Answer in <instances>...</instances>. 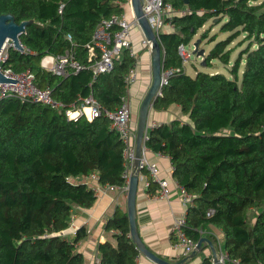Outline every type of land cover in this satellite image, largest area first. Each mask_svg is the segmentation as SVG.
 Wrapping results in <instances>:
<instances>
[{
    "label": "trees",
    "instance_id": "1",
    "mask_svg": "<svg viewBox=\"0 0 264 264\" xmlns=\"http://www.w3.org/2000/svg\"><path fill=\"white\" fill-rule=\"evenodd\" d=\"M118 1L0 0V14L11 13L16 22L31 20L19 35L25 51L10 46L2 67L28 69L38 87L48 86L65 105L92 94L102 109L114 110L127 92L123 77L135 63L127 49L110 72L94 80L89 68L62 77L39 62L45 54L72 48L88 65L86 44L102 18L123 11ZM163 1L183 12L171 18L173 31L163 26L158 33L163 67L179 70L152 108L174 103L186 119L149 128L146 145L170 159L171 177L192 196L184 233L194 242L206 236L213 243L209 232L221 233L230 259L264 264V0ZM211 18H217L215 24L225 19L218 31L227 35L208 50L205 65L213 59L228 64L245 43L232 61L231 77L206 71L191 76L182 68L177 46L190 42ZM210 28L201 32V41L216 39L208 37ZM123 148L104 112L91 120H69L61 108L0 98V264H85L78 242L86 228L78 227L71 238L62 232L74 208H88L96 200L82 177L95 174L99 184L123 183ZM157 188L152 181L146 191ZM104 228L114 231V240L97 243L94 264H139L127 212L117 208ZM199 264H211L210 256Z\"/></svg>",
    "mask_w": 264,
    "mask_h": 264
},
{
    "label": "built area",
    "instance_id": "2",
    "mask_svg": "<svg viewBox=\"0 0 264 264\" xmlns=\"http://www.w3.org/2000/svg\"><path fill=\"white\" fill-rule=\"evenodd\" d=\"M118 3L122 8L125 6L131 7V0H122L118 1ZM141 9L157 37L161 28L165 24L171 23L170 20L175 13H183L182 11L175 10L169 3H165L163 0H142ZM134 26L138 27L134 16L129 19L123 11L120 14H111L109 17L102 18L98 22L93 30L90 41L86 44L87 60L90 62L88 65H84L75 58L74 50L72 48H66L62 53L45 54L42 56L39 62L40 66L43 69L50 71L52 74L62 77L66 76L70 71L77 72L80 69L89 68L92 72V80H94L98 74L110 72L112 70L114 61L119 58L121 50L127 49L130 55L134 58L136 57L131 48L130 39V30ZM66 38L70 40L71 36L67 34ZM141 44L149 50V43L144 37L141 40ZM10 46L13 47L12 41L6 39L0 50V72L5 77L16 79V81L14 83L5 81L0 82V98L11 96L22 102L39 103L53 108H61L65 117L69 120H77L80 117H85L86 119L91 120L104 112L110 119L111 126L119 133V137L124 145L123 170L121 174L123 183L121 185H113L109 183L99 184L95 174L84 176L81 180L87 182L94 189L95 195L96 191L102 188L108 190L119 189L126 194L129 177L133 169V161L135 159L136 135V124L133 125L132 123V110L130 107L128 92H125V94L120 97V104L112 111L102 109L92 94L79 97L75 102L65 105L52 97L51 90L48 86L38 87L34 83L33 74L28 69L16 71L9 66L2 67V64L7 60V50ZM186 46H188V48H186ZM22 47L23 49L21 52H24V46L22 45ZM177 53L180 57L182 68L184 69L185 64L190 62L191 57L194 56L193 45L190 42L187 44L180 43L177 46ZM178 70L179 68L163 67L162 65L160 84L156 93L157 96L161 95V89L167 84L169 76L174 71ZM136 79V67L134 63L123 77L127 90ZM156 125L158 124L155 122L150 124L147 123V127L144 130L138 164L140 170L138 179L141 180L144 188H147L150 185V182L155 181L158 186L157 194L155 196L161 199L168 198L173 185V187L179 191L182 204L188 206L192 201L191 194L173 178L169 180L167 178L159 177V167L157 163L149 160L146 156V153L149 152V148L146 145V141L148 140V130ZM91 182L96 184L93 185ZM210 212L211 210H208L207 214ZM185 224L186 221L184 214L176 216L173 219L171 229L175 236L173 246L180 256H187L190 254L195 249L196 245V242L192 241L184 233L183 227ZM209 234H212L215 238L214 243H212L215 247L218 259L217 262H215L210 252V263L237 264L238 261L230 259L226 251L223 249L219 234L212 230Z\"/></svg>",
    "mask_w": 264,
    "mask_h": 264
},
{
    "label": "crops",
    "instance_id": "3",
    "mask_svg": "<svg viewBox=\"0 0 264 264\" xmlns=\"http://www.w3.org/2000/svg\"><path fill=\"white\" fill-rule=\"evenodd\" d=\"M123 12L129 19L132 18L133 13L131 7L125 6L123 8ZM163 28L164 31L174 30L172 23L165 24ZM143 37L144 36L139 27L134 26L131 28V48L136 56L135 67L137 79L128 87L127 92L130 102H132L131 110L133 125L136 124V118H133V114L136 113V110H138L139 103L151 80L150 52L141 44ZM216 37L218 38V36ZM211 43L214 44L215 42L211 41L209 44ZM190 63V67L195 71L189 74L185 64L184 72L193 76L198 71L197 64L192 61ZM199 65L201 64L199 63ZM211 66L214 65L212 64ZM214 72H219V70ZM173 119H186V115L182 114L180 106L174 103L170 104L166 109L161 110H155L150 107L148 111L147 123H168ZM146 156L149 160L157 163L159 167V177L167 178L169 180L172 179L171 163L167 156L150 150L146 153ZM153 182L156 183L155 181ZM91 183L93 185L96 184H94V182ZM157 190L158 188L155 192L148 193L146 188L143 187L141 180H138L135 203L137 230L142 241L153 252L164 259L176 261L180 259L181 256L173 246L175 236L171 230L172 223L174 217L182 214L185 215L187 206L182 204L179 191L175 189L173 185L168 198L161 199L156 197L155 195L157 194ZM117 208L119 210L126 211V194L119 189L108 190L105 188L96 191V200L92 206L88 208H74L71 223L63 230V233L67 234V236L71 238V234L78 227L84 226L86 228V236L78 242V250L82 253L85 264H94L97 261L96 246L98 242L114 240V231L106 230L104 225L106 220L113 215ZM218 232H220V230ZM219 235L221 236V233ZM209 254L210 249L207 245H204L200 252L193 257L188 258L184 264H199L201 259ZM138 263L155 264L145 258L142 254L138 255Z\"/></svg>",
    "mask_w": 264,
    "mask_h": 264
},
{
    "label": "water",
    "instance_id": "4",
    "mask_svg": "<svg viewBox=\"0 0 264 264\" xmlns=\"http://www.w3.org/2000/svg\"><path fill=\"white\" fill-rule=\"evenodd\" d=\"M187 1V0H186ZM142 0H131V9L133 16L135 17L138 27L140 28L144 38L149 43V52L151 58V80L143 95L137 110L136 116V135H135V159L133 161V169L129 177L128 188L126 192V212L129 222V236L134 242L136 248L145 258L155 264H184L188 258L193 257L201 251L204 245H207L210 249L212 257L217 262V253L211 240L205 236H201L196 242L195 249L188 254L183 256L176 261H170L157 255L146 244L142 241L136 225V193L138 188V176H139V157L141 154L142 137L145 128L147 127L148 111L157 97L156 93L159 88L161 79V68L163 65L161 54H160V43L157 35L151 29L146 17L142 12ZM217 18L213 19L215 22ZM31 20H22L16 22L14 16L11 13L0 14V50L6 39H9L13 43V47L19 51L23 49L19 35L25 31V26ZM201 42L200 38H197L193 45V53L196 57H200V64L205 66V55L204 49L199 48ZM15 82L16 79L5 77L0 72V82ZM18 81V80H17ZM218 264V263H217Z\"/></svg>",
    "mask_w": 264,
    "mask_h": 264
},
{
    "label": "rangeland",
    "instance_id": "5",
    "mask_svg": "<svg viewBox=\"0 0 264 264\" xmlns=\"http://www.w3.org/2000/svg\"><path fill=\"white\" fill-rule=\"evenodd\" d=\"M225 21V19H223L220 23L218 24H215V22H213V18L209 19L197 32L196 34L193 36V38L191 39L190 43L192 44V42H194L197 38H199V35L201 34V32L203 30H205L206 28L208 27H211L210 28V31L208 32V37H211V36H218V38L216 37V39L214 40L217 41L219 39H222V38H225V36L227 35L226 33H221L218 31L221 23H223ZM241 37L239 36L238 38L234 39L229 46H232L234 45ZM210 42L207 41V39H204L200 42L199 44V48H203L204 49V54H207L208 50L210 49V47L212 46L213 43L209 44ZM245 44V43H244ZM244 44L241 46L243 47ZM241 47H238L236 48L232 53H231V56H230V62L228 64H224L222 63L221 61H219L218 59H213L210 63L209 66L205 65V66H202V65H199L200 61H201V58L200 57H196L195 55L191 57V60L190 62H195L197 64V69L198 71H206V72H214V71H217L219 70L220 73L224 74L225 76L227 77H231L230 75V72H229V69H230V66L232 64V61L235 59L239 49ZM186 48H188V46H186ZM190 62L186 63V69L187 71H189L188 73L191 74L192 72H194L195 70L192 69L190 67L189 64H191ZM214 65V66H211V65ZM243 68V64H241V67L239 69V72H238V76H239V79H240V76H241V70ZM130 107L132 109V102H130ZM137 116V110H136V113L133 114V118H136Z\"/></svg>",
    "mask_w": 264,
    "mask_h": 264
}]
</instances>
